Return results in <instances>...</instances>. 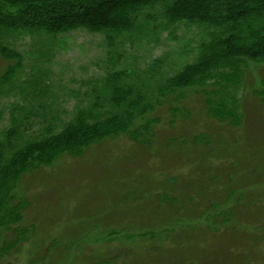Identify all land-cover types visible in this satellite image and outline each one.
Instances as JSON below:
<instances>
[{
	"label": "rangeland",
	"instance_id": "1",
	"mask_svg": "<svg viewBox=\"0 0 264 264\" xmlns=\"http://www.w3.org/2000/svg\"><path fill=\"white\" fill-rule=\"evenodd\" d=\"M199 33L180 25L175 38L162 32L156 46L144 40L141 48L122 38L118 68L136 55L141 69L163 53L170 65L180 52L190 61ZM34 38L17 41L20 77L40 69L43 101L69 118L108 77L104 34L69 30L41 55ZM6 64L0 57V72ZM241 70L235 120L209 114L204 99L214 104L215 91L189 90L182 101L165 92L127 130L25 174L17 193L26 202L21 220L1 231L0 264H264V64L245 60ZM13 101L0 98V134ZM41 128L34 122L29 132Z\"/></svg>",
	"mask_w": 264,
	"mask_h": 264
},
{
	"label": "trees",
	"instance_id": "2",
	"mask_svg": "<svg viewBox=\"0 0 264 264\" xmlns=\"http://www.w3.org/2000/svg\"><path fill=\"white\" fill-rule=\"evenodd\" d=\"M180 25L196 27L202 35L192 60L184 61L187 51L180 52L182 61L170 65L169 53H163L148 56L147 68L141 69L136 55L128 70L118 68L127 52L122 38L128 37L131 47L141 48L144 40L156 46L160 33L175 38ZM76 28L104 34L109 73L85 95L84 105L75 104L71 117L61 119L43 101L44 73L31 68L20 77L17 41L31 35L38 54H46L57 35ZM0 57L7 62L0 72V98L14 99L0 134L1 238L2 229L21 220L26 200L17 188L25 174L63 152L76 153L94 139L127 130L136 117L153 110L154 102L161 105L165 92H175L170 101H182L189 90L210 97L215 91L214 104L204 99L209 114L224 120L232 113L235 120L242 100L237 93L241 65L245 60L264 64V0H0ZM34 122L42 128L32 134Z\"/></svg>",
	"mask_w": 264,
	"mask_h": 264
}]
</instances>
